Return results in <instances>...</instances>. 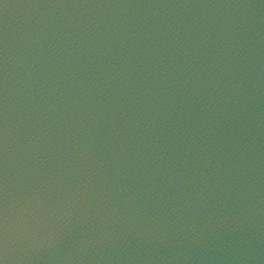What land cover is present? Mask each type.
<instances>
[{"label":"water","instance_id":"water-1","mask_svg":"<svg viewBox=\"0 0 264 264\" xmlns=\"http://www.w3.org/2000/svg\"><path fill=\"white\" fill-rule=\"evenodd\" d=\"M5 264H264V0H0Z\"/></svg>","mask_w":264,"mask_h":264},{"label":"snow or ice","instance_id":"snow-or-ice-1","mask_svg":"<svg viewBox=\"0 0 264 264\" xmlns=\"http://www.w3.org/2000/svg\"><path fill=\"white\" fill-rule=\"evenodd\" d=\"M0 77H2V73H0ZM2 104H3V94H2V79H0V165H2L3 161V116H2ZM3 185L0 183V251H2L3 247V235L6 223V215L3 209ZM0 264H5V259L2 255H0Z\"/></svg>","mask_w":264,"mask_h":264}]
</instances>
